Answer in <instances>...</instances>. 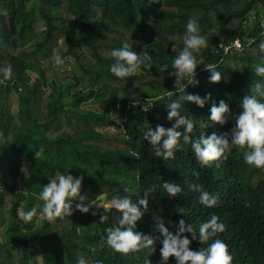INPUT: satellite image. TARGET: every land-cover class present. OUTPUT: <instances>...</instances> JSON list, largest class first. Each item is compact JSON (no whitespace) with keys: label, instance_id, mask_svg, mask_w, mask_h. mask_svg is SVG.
<instances>
[{"label":"trees","instance_id":"16d2710c","mask_svg":"<svg viewBox=\"0 0 264 264\" xmlns=\"http://www.w3.org/2000/svg\"><path fill=\"white\" fill-rule=\"evenodd\" d=\"M0 10L7 13L0 15V67L12 69L11 78L0 77V264H77L81 256L87 264H162L156 217L173 233L184 219L198 236L199 224L213 214L226 225L225 231L204 243L183 233L191 240L190 249L199 251L219 238L228 245L232 264H264V168L245 163L244 153L250 149L233 147L227 159L201 167L190 145L164 161L143 138L145 126L172 127L175 118L167 119V105L173 100L181 104L180 114L193 120L194 139L201 133L230 132L241 98L255 83L264 85V77L254 72L255 65L264 63L259 49L264 0H0ZM189 17L196 18L208 47L194 53L203 58L195 70L199 83L185 81L180 93L175 74L169 72L175 71L172 47H183ZM236 37L242 50L216 51L220 39L228 44ZM125 42L137 53L152 55L150 70L141 68L128 78L108 71L111 50ZM53 49L70 57L66 70L53 66ZM214 62L222 78L215 83L208 79L211 71L202 69ZM187 93L210 98L201 108L180 99ZM147 99L154 104L145 111ZM220 100L232 113L224 124L208 119L211 106ZM89 103H99L101 109ZM40 146L44 152L36 159ZM193 169L198 178L191 175ZM68 171L83 177L85 203H99L102 197L110 201L117 194L135 202L145 188L163 182L183 186L187 176L218 197V204L206 208L196 202L198 193L185 190L169 196L158 188L136 222V231L154 238L155 251L126 254L103 239L119 219L114 208L105 213L103 223V208L95 205L88 213L75 210L53 222L34 217L25 224L17 218L18 208L27 211L43 203L38 193L50 177ZM168 264H175L174 256Z\"/></svg>","mask_w":264,"mask_h":264},{"label":"clouds","instance_id":"9594fccd","mask_svg":"<svg viewBox=\"0 0 264 264\" xmlns=\"http://www.w3.org/2000/svg\"><path fill=\"white\" fill-rule=\"evenodd\" d=\"M0 15L7 16V13L0 10ZM207 47L208 41L200 34L196 18L189 17L185 24L183 47L179 50H177L176 44L172 47L176 55L172 59L171 67L175 71L169 72V75L174 73L176 76L174 80L176 91L180 93L184 91L185 81L187 84L199 83L195 79V70L198 65L203 63V58L198 59L194 53H198ZM259 49L264 52V41L259 43ZM110 56L113 58V63L109 66L108 71L117 78L138 75L141 68L150 70L154 65L153 57L148 51L143 50L137 53L126 42L121 47L112 49ZM66 61H70V57H62L56 49H53L54 67L59 71H64L67 68ZM205 67L211 71L208 78L210 82L215 83L222 79L221 73L215 70L214 65L206 64ZM254 72L257 76L264 77V63L255 65ZM11 76V66L0 67V77L6 80ZM137 86L136 81L133 87ZM167 94L171 95L172 91ZM209 98L210 94L201 97L199 94L190 93L180 97L181 100L194 102L201 108L204 107ZM157 99L159 100L160 97ZM146 101L148 106L142 105L145 111L154 104L149 99ZM167 107V119L171 121L175 118L172 127L166 128L157 124L155 128L145 126L143 131V138L149 142L155 157L168 161L174 158L176 152L190 145L198 164L201 167H207L214 160L227 159V155L233 147L243 148L246 146L250 151L244 153L245 163L257 168H264V85L260 82L251 86L249 94L241 98V111L235 116V124L230 132L212 133L210 135L201 133L198 139H194L191 136L194 129L193 120L180 114L181 104L173 100L168 103ZM231 116L229 105L224 100H220L218 105L214 103L211 106L208 119L224 124L228 119H231ZM116 122L119 123L120 121ZM204 126L201 125V127ZM43 152L44 148L40 146L39 150L35 152V158H40ZM191 175L198 178L199 172L193 169ZM82 180V176L74 177L69 171L67 174H57L55 177H50V182L43 185L38 193V201L43 203L34 204L27 211L18 208L17 218L25 224L32 223L34 217L38 221L53 222L57 218L63 219L71 216L75 210L88 213L91 206L95 205L98 208H103V214L100 215L99 219L103 223L108 219L105 213L114 208L120 213L119 219L115 227L106 229V237L103 239L114 251L126 254L144 248L150 249L151 252L155 251L154 238L136 231V222L148 211L150 194L158 188H162L169 196L185 194V190L198 193L195 198L196 202L206 208H214L218 204V197L202 190L201 184L192 182L187 176L183 178V186L181 183L172 182L153 184L145 188L143 197L139 196L135 202L127 195L120 196L117 194L108 202L96 203L95 200H91L85 203L88 198L86 195H81ZM74 201H79L75 204V208H73ZM38 207L39 212L37 211ZM92 214L96 215L95 212ZM155 228L161 234L158 239L162 245L160 249L162 264H168L170 256L175 257V264H232V254L223 240L214 239L206 248L195 251L189 247L191 240L188 236L182 235L183 233H191L192 240L204 243L216 236L217 233L224 232L226 225L215 214L199 224L198 236L193 224L186 223L184 219L179 220L175 233L169 230L162 217H156ZM77 264H87V261L81 256L77 259Z\"/></svg>","mask_w":264,"mask_h":264},{"label":"built area","instance_id":"2783aa9c","mask_svg":"<svg viewBox=\"0 0 264 264\" xmlns=\"http://www.w3.org/2000/svg\"><path fill=\"white\" fill-rule=\"evenodd\" d=\"M237 45H239L237 47ZM243 48V45L240 41V39L238 37H236L233 41H231L230 43H225V41L223 39H220L218 45H217V48H216V51L218 52L219 49H222L224 52H228L230 50H242ZM221 61V59L219 60ZM217 62H214L212 63L211 65H216ZM206 67H202V69H205Z\"/></svg>","mask_w":264,"mask_h":264},{"label":"rangeland","instance_id":"374dc122","mask_svg":"<svg viewBox=\"0 0 264 264\" xmlns=\"http://www.w3.org/2000/svg\"><path fill=\"white\" fill-rule=\"evenodd\" d=\"M65 96H66V99H69L70 94H65ZM12 102H13L12 108L15 111L16 110V107H17V97L15 95H13V101ZM88 106H90V107H92V108H94L96 110H100L101 109V105L99 103H97V104L96 103L95 104L89 103ZM106 131H108V132H114L116 130L109 128V129H106ZM98 202L100 203V202H108V201L105 199V197H102L101 200L98 201Z\"/></svg>","mask_w":264,"mask_h":264}]
</instances>
